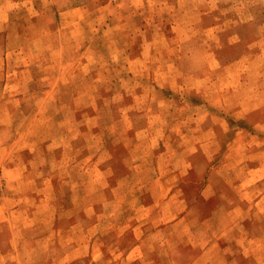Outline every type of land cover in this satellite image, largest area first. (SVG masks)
<instances>
[{
  "label": "rangeland",
  "instance_id": "obj_1",
  "mask_svg": "<svg viewBox=\"0 0 264 264\" xmlns=\"http://www.w3.org/2000/svg\"><path fill=\"white\" fill-rule=\"evenodd\" d=\"M0 264H264V0H0Z\"/></svg>",
  "mask_w": 264,
  "mask_h": 264
}]
</instances>
